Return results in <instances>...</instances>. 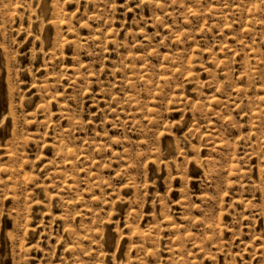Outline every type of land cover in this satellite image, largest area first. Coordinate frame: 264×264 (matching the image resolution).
I'll list each match as a JSON object with an SVG mask.
<instances>
[{
	"label": "rangeland",
	"instance_id": "rangeland-1",
	"mask_svg": "<svg viewBox=\"0 0 264 264\" xmlns=\"http://www.w3.org/2000/svg\"><path fill=\"white\" fill-rule=\"evenodd\" d=\"M0 264H264V0H0Z\"/></svg>",
	"mask_w": 264,
	"mask_h": 264
},
{
	"label": "bare ground",
	"instance_id": "bare-ground-1",
	"mask_svg": "<svg viewBox=\"0 0 264 264\" xmlns=\"http://www.w3.org/2000/svg\"><path fill=\"white\" fill-rule=\"evenodd\" d=\"M46 8V7H45Z\"/></svg>",
	"mask_w": 264,
	"mask_h": 264
}]
</instances>
